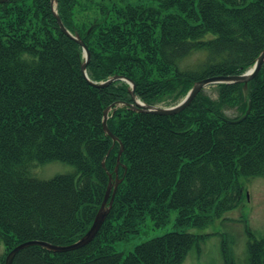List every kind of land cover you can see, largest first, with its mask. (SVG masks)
<instances>
[{"label":"trees","instance_id":"1","mask_svg":"<svg viewBox=\"0 0 264 264\" xmlns=\"http://www.w3.org/2000/svg\"><path fill=\"white\" fill-rule=\"evenodd\" d=\"M79 4L58 0L57 11L90 50L89 79L83 47L61 29L51 0L0 3V264L23 242L68 245L90 230L109 173L117 181L121 143L122 182L95 238L69 252L31 246L13 264H183L206 236L171 231L126 257L116 245L138 234L147 216L162 227L175 211L177 227H205L242 204V179L264 178V64L247 87L218 84L216 97L202 90L178 114L113 109L108 126L121 141L115 145L104 111L132 101V88L124 80L103 88L89 80L123 76L146 104L172 105L202 79L243 74L264 50V0L98 3L83 20ZM249 107L242 122L227 121ZM234 109L238 115L229 117ZM52 161L76 172L31 177ZM250 236L248 264H264V240ZM226 243L225 264H234Z\"/></svg>","mask_w":264,"mask_h":264},{"label":"rangeland","instance_id":"2","mask_svg":"<svg viewBox=\"0 0 264 264\" xmlns=\"http://www.w3.org/2000/svg\"><path fill=\"white\" fill-rule=\"evenodd\" d=\"M150 0H79L77 6L78 18L83 20L95 15L98 11V3L112 7L113 4L126 3L142 4ZM206 91L213 97L217 96L215 86H209ZM161 106H172L161 103ZM175 105V104H173ZM229 117H236L237 110H228ZM76 172V167L60 161H52L35 167L31 177L39 180H50L59 175H68ZM246 197L242 204L221 217L214 218L212 222L202 228L177 227L176 215L171 213L170 221L162 227L155 225L150 216H147L140 232L132 235L128 240L117 243V251L126 257L135 250V246L152 238L162 236L168 232L181 230L206 236L200 241V247L194 248L187 256L183 264H225L223 257V243L230 247L234 264H248V243L251 240L250 233L257 240H264V178L255 177L242 179ZM2 244L0 245V253Z\"/></svg>","mask_w":264,"mask_h":264},{"label":"water","instance_id":"3","mask_svg":"<svg viewBox=\"0 0 264 264\" xmlns=\"http://www.w3.org/2000/svg\"><path fill=\"white\" fill-rule=\"evenodd\" d=\"M5 1L6 0H0V3L5 2ZM56 3H57V0H52L53 10H54V13L57 17L59 24H60V27L62 28V30L67 35H69L70 37L75 39L78 43H80L83 46L86 61L82 65V71H83L84 75L86 77H88L87 68H88L89 61L91 59V53H90L88 47L86 46L85 42L81 39V37L79 35H73L66 29V27L64 26L60 16L58 15L57 11L55 10ZM263 64H264V50L260 54L259 58L257 59V62L254 65V67L251 70H249L248 72H246L242 75H229V76L220 75V76H212V77H208V78H205L203 80H200L199 82L195 83V85L189 91L187 96L179 104L172 106V107L152 106V105H147V104L143 103L142 101L139 100V98L136 95L135 83L132 80H129V79L122 77V76H114V77L110 78L109 80H107L106 82H102V83L91 82V84L97 88H103V87L109 86L110 84H112L116 80H120V79L127 80L133 87V89L131 91L132 102L124 103L125 105H127L130 108L134 109L135 111H138L141 113H154V114H159V115H174V114H177V113L183 111L187 107H189L192 104V102L194 101V99L197 97L199 92L201 90L207 88L208 86L216 85V84L244 83L245 86L247 87L248 83L259 74ZM245 92H247L246 89H245ZM115 105L116 104H113L105 110L104 119H103L104 130L106 131V133L108 135H110L113 138L114 142L119 141V139L109 129L108 119H109V113ZM249 113H250V108L247 110V112L244 116H242L238 120H231L230 122L231 123H239V122L243 121L244 119H246L248 117ZM122 152H123V145L121 147V151H120L118 159H120V155L122 154ZM103 165L105 166V162H103ZM111 189H112V185L109 186L107 196L103 202V205H102L100 211L98 212V214L95 218L93 226L91 227L89 232L82 239H80L79 241H77L71 245H67V246H55V245H52V244H49V243H46L43 241H37V240L27 241V242L20 244L16 248H14L7 255L5 264H13L17 254L21 250H23L27 247H30V246H42V247H45V248L52 250V251H55V252H67V251L77 250V249L82 248V247L86 246L87 244H89L93 240V238L95 237V235L97 234L99 229L101 228L102 224L104 223V221L107 217L108 212L110 211V207L112 206L113 199L111 200V202L109 204L110 206L107 207V205H108V199H109Z\"/></svg>","mask_w":264,"mask_h":264}]
</instances>
